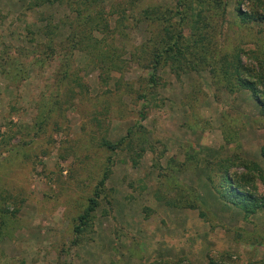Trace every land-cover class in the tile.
<instances>
[{
	"label": "rangeland",
	"instance_id": "374dc122",
	"mask_svg": "<svg viewBox=\"0 0 264 264\" xmlns=\"http://www.w3.org/2000/svg\"><path fill=\"white\" fill-rule=\"evenodd\" d=\"M200 1L0 0V264H264V203L217 166L264 199V110L233 71L264 61V0Z\"/></svg>",
	"mask_w": 264,
	"mask_h": 264
},
{
	"label": "trees",
	"instance_id": "16d2710c",
	"mask_svg": "<svg viewBox=\"0 0 264 264\" xmlns=\"http://www.w3.org/2000/svg\"><path fill=\"white\" fill-rule=\"evenodd\" d=\"M52 1H55V0H42V3L43 2H52ZM57 1H61V0H57ZM87 2H88V0H87ZM88 3H90V2H88ZM204 3H205L204 0L200 1L201 5H203ZM198 9L200 11L201 6H198V8L196 10L197 12L194 13L195 15L196 14L198 15ZM236 11H237V14L241 20H243L245 18H247V19L251 18V15L247 14L243 10H240L237 8ZM168 27H170V26L168 25ZM172 30H173V28L165 30L163 37H161L160 41L157 43L160 46L154 47L151 50V53H150V57H151L150 69L152 72H154L157 67L161 66L162 64H165L167 61V57L169 55L180 54L181 47H182L180 45L183 41V38L181 37L179 30L173 31V32H172ZM82 38H84V36H82ZM86 38L91 40V37L88 34H87ZM171 40H172V42H171ZM258 63L259 64L257 65L256 69H254L252 74H250L251 70L247 69V66L242 65L241 61H239V58L236 55L234 62H233V71L235 72V75H236L235 76V82H237L240 87L250 90V92L252 93V97L255 99L257 104H259L260 109L263 111L264 110V99H262L257 94V91H258V86H261V88L264 89V61L259 60ZM255 72L257 73V75L253 74ZM227 74H228L229 81L225 84H226L227 90L230 92L233 90V86H232L233 83L230 81V76H229L230 74L229 73H227ZM149 77L151 78V81H152L154 74L153 75L151 74ZM229 82L232 85H230ZM235 86L238 87L237 84ZM263 98H264V96H263ZM129 132H127V134ZM138 137H139V135H138ZM103 144L111 150L116 146V144L108 143L107 141H103ZM261 155L264 158L263 150H261ZM217 162H218V165H217L218 168H221L220 170H222L221 179H222L223 184H226V187L228 189H230V192H232L235 196L239 197L243 204H245V203L251 204V208H253L259 202H261V200H262L261 204L264 203L263 197L262 198L261 197L255 198L253 196L252 192L241 190L239 188V186L237 185L236 181H233V182L231 181L230 177L228 176L227 170L229 168V165L231 163H233V160H231L229 158H221V159L219 158V160ZM241 162H242L241 166L246 167L245 164L248 162L245 160L241 161ZM259 179L264 185V178H262L260 176ZM103 181H104V176L99 179L98 184L102 185ZM94 195H96L95 192H94ZM95 205H96L95 197L94 196L89 197L87 199V204H86L85 209L82 211V213H80L77 216L78 224L74 226L75 231L79 232L81 228L86 226V222H87V219L89 217V214L94 210Z\"/></svg>",
	"mask_w": 264,
	"mask_h": 264
}]
</instances>
